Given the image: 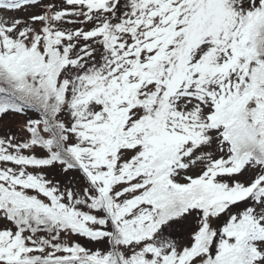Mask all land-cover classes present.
<instances>
[{"label": "snow or ice", "instance_id": "6c2138e0", "mask_svg": "<svg viewBox=\"0 0 264 264\" xmlns=\"http://www.w3.org/2000/svg\"><path fill=\"white\" fill-rule=\"evenodd\" d=\"M0 264H264V0H0Z\"/></svg>", "mask_w": 264, "mask_h": 264}]
</instances>
